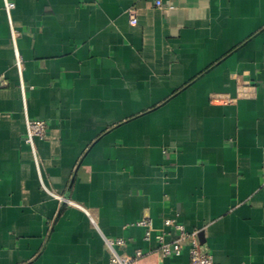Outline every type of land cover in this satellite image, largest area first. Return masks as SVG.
Instances as JSON below:
<instances>
[{"label": "crops", "instance_id": "0c3cea01", "mask_svg": "<svg viewBox=\"0 0 264 264\" xmlns=\"http://www.w3.org/2000/svg\"><path fill=\"white\" fill-rule=\"evenodd\" d=\"M11 1L0 264H109L106 238L129 257L156 250L160 229L178 235L167 218L199 230L218 264H264V0ZM27 117L48 124L40 166ZM189 263L186 246L137 262Z\"/></svg>", "mask_w": 264, "mask_h": 264}, {"label": "built area", "instance_id": "2783aa9c", "mask_svg": "<svg viewBox=\"0 0 264 264\" xmlns=\"http://www.w3.org/2000/svg\"><path fill=\"white\" fill-rule=\"evenodd\" d=\"M157 5L162 6L163 2L161 0H157ZM16 4L14 1L5 0V7L11 16V11L15 8ZM132 23L137 22V18L132 16ZM17 66L22 69V59L19 54H17L16 58ZM48 132V124L44 119H31L26 118V133H25V142L29 144L33 150L34 159L38 166H40V158L38 155V150L36 146V139H43L47 136ZM45 189L58 197L60 200L68 203L69 205H73L74 202L65 196L56 194L53 190L44 186ZM166 226L172 227V229L178 232L176 239L173 241H167V236L171 234V230L160 229L156 234V238L159 242L158 248L156 250H148L144 252L142 249L137 248L135 250V254L133 257L122 255L116 249L117 245L126 244V240L124 238H106L107 244L112 251V256L110 258L109 264H137V262L143 257L150 255L154 252L160 253L163 257H169L171 255H180L184 247H188L190 263L189 264H218L214 255L208 249L205 243L202 242L200 238L199 230H187L184 224L176 222L173 218H167L164 221ZM138 225L144 226L146 228L145 238L149 240L155 231L153 220L149 214H145L139 222Z\"/></svg>", "mask_w": 264, "mask_h": 264}, {"label": "water", "instance_id": "95a60500", "mask_svg": "<svg viewBox=\"0 0 264 264\" xmlns=\"http://www.w3.org/2000/svg\"><path fill=\"white\" fill-rule=\"evenodd\" d=\"M203 242V241H202Z\"/></svg>", "mask_w": 264, "mask_h": 264}]
</instances>
